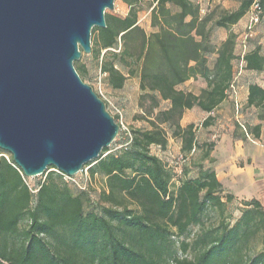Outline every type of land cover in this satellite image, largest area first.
<instances>
[{"label":"trees","instance_id":"16d2710c","mask_svg":"<svg viewBox=\"0 0 264 264\" xmlns=\"http://www.w3.org/2000/svg\"><path fill=\"white\" fill-rule=\"evenodd\" d=\"M120 2L127 6V14H105V28L91 31L95 40L90 55L100 59V73L112 90L122 89L128 78L138 76L139 106L149 104L142 116L149 129L119 132L117 138L121 133L125 138L121 142L116 138L111 146L119 143L120 149H103L84 166L91 179L104 181L97 202L85 188L71 190L60 173H50L31 189L12 158L1 155L0 264H264V248L250 254L248 246L256 235L264 238V210L255 199L244 202L234 222L222 220L215 227H203L189 242H175L189 235L191 225L203 226L207 210L222 215L225 203L234 196L225 193L215 171L202 164L197 165L195 178L182 180L172 192L170 170L149 151L152 146L166 151V126L171 138L180 141L183 155L203 148V160L213 161L210 155L216 144L199 146L195 126L183 127L180 121L186 111L198 109L208 114L202 127L214 123L211 114L234 94L233 63L238 59L246 71L260 73L264 82V54L259 46L239 58L234 52L236 36L230 31L218 47L211 43L215 27L229 30L256 3L254 28L264 14V0H241L237 9L223 13L214 23L191 0ZM142 2L151 6L155 31L150 34L138 25L136 7ZM251 31L243 36V48ZM190 80L201 83L198 94L180 89ZM246 87V107L259 110L262 120L264 86L250 82ZM162 103L167 107L160 109ZM113 117L118 122V116ZM259 130L260 124L252 129L256 139ZM123 198L133 208L125 206ZM188 252L189 257H177Z\"/></svg>","mask_w":264,"mask_h":264},{"label":"water","instance_id":"95a60500","mask_svg":"<svg viewBox=\"0 0 264 264\" xmlns=\"http://www.w3.org/2000/svg\"><path fill=\"white\" fill-rule=\"evenodd\" d=\"M115 0H0V150L25 178L74 177L117 138L105 102L74 69Z\"/></svg>","mask_w":264,"mask_h":264},{"label":"rangeland","instance_id":"374dc122","mask_svg":"<svg viewBox=\"0 0 264 264\" xmlns=\"http://www.w3.org/2000/svg\"><path fill=\"white\" fill-rule=\"evenodd\" d=\"M200 8L201 15H211V22L214 23L223 13L232 12L239 6L241 0H191ZM138 10V25L147 33L150 34L155 30L151 27L150 12L151 6L147 2H142L137 5ZM128 8L126 5L115 0L114 10H106L105 14H111L118 17H124L127 14ZM250 28L251 33L246 42V48H243V36L247 34ZM229 31L236 36L235 54L239 58L253 48L259 46L261 53L264 54V14L260 22L254 26L250 20V14L242 18L235 26L229 30L214 28L211 34V43L216 48L227 37ZM95 34L91 32V46H93ZM215 55L208 56L211 64ZM74 69L79 67L83 69L78 75L80 79L90 87L93 91L108 102V111L111 115H121V121L127 131L141 129H149L146 120L142 119L143 113L148 111V103H143V108L139 106V79L138 76L128 78L124 86L120 90H112L107 84L105 77H101L100 73V59H95L92 55L83 54L79 61L74 62ZM233 71L236 76L234 84V94L230 96L217 110L212 114L214 123L207 128L201 126L206 114L193 109L186 111L180 121L181 126L185 127L188 124H193L196 128L195 137L199 146L214 142L216 144L215 150L211 153V158L203 160V148H197L194 152L188 155H183L180 152V141L171 138V130L166 126L163 128L168 137V145L166 151H161L158 147L152 146L149 151L151 154L157 156L167 166L171 172L172 179L170 181V190L175 192L184 179L195 178L198 174V164L204 167L213 165V170L216 173L217 179L222 184L223 188L234 196L230 203H225L223 214L219 210L209 209L202 216L203 226L191 225L187 236L176 239L175 242L181 240L191 241L201 229L208 227H215L222 220L227 222H234L239 216L241 210L244 209V202L251 199L259 201L264 210V118H259L260 111L246 107V86L253 82L264 86V82L260 73L246 71L243 68L241 60L238 59L233 63ZM203 83V82H202ZM202 85L200 82H190L181 86L186 90H191L196 94L199 93ZM167 105L162 103L160 109L166 108ZM260 124L259 138L254 137L252 131L253 127ZM242 128H241V127ZM245 132L247 136H245ZM245 137L244 141L235 138V135ZM125 134L121 133L118 141H123ZM112 151L120 149L119 143L115 146H110ZM0 152H3L0 150ZM5 153V152H4ZM6 158L11 157L8 153L0 154ZM210 158V159H211ZM50 173L57 174L56 171L49 169L45 174L34 178H26L27 185L34 189L43 182ZM53 178L57 180L55 175ZM69 188L75 192L73 188H85L89 192V196L93 202H97L98 194L104 188V181L100 177L90 178L89 173H78L71 179L67 180ZM74 186V187H73ZM222 200L225 201V194L221 195ZM124 205L128 208H133V205L123 198ZM96 206V204H95ZM94 204L91 207H95ZM88 208H90L88 206ZM23 222L22 225H24ZM177 246V245H176ZM250 254L258 252L264 248V238L261 234L256 235L249 242ZM177 250H179L177 248ZM178 252V251H177ZM192 253L188 252L186 255L178 253L177 257H189Z\"/></svg>","mask_w":264,"mask_h":264},{"label":"built area","instance_id":"2783aa9c","mask_svg":"<svg viewBox=\"0 0 264 264\" xmlns=\"http://www.w3.org/2000/svg\"><path fill=\"white\" fill-rule=\"evenodd\" d=\"M258 10H259L258 5H257L256 3H254L253 6H252V8H251V10H250V12L248 13V14H250V20H251V22H253V23H256V22H257V12H258ZM101 77H105V75H104V74H101ZM102 100L106 103V105H107L108 108H109V105H108L107 100H105L104 98H103ZM116 113H117V114H115V115L118 116V122H116V123H117V124L119 125V127H120V131H119V132L124 131V130L127 131V130L124 128L123 124H122L120 113H119L118 111H116ZM52 170L56 171L55 169H52ZM87 170H88V167H84L83 170H82L80 173L87 172ZM56 172H57V171H56ZM57 173H59V172H57ZM60 174H61V173H60ZM62 175H63V174H62ZM63 176H64V180H65V181H67L68 179H69V180L71 179L70 177H67V176H65V175H63Z\"/></svg>","mask_w":264,"mask_h":264},{"label":"crops","instance_id":"0c3cea01","mask_svg":"<svg viewBox=\"0 0 264 264\" xmlns=\"http://www.w3.org/2000/svg\"><path fill=\"white\" fill-rule=\"evenodd\" d=\"M190 82H193V81L190 80V81H187L186 83H190ZM186 83H185V84H186ZM180 89H182V88L180 87ZM186 91H188V92H192L191 90H186ZM192 93L196 94L195 92H192ZM247 94H248V93H247V87H246V99H247ZM246 99H245V101H246ZM227 100H228V99H227ZM224 102H226V100H225ZM224 102H223V103H224ZM223 103H221V104L219 105V107H220ZM245 104H246V103H245ZM219 107H218V108H219ZM218 108H217V109H218ZM217 109H216V110H217ZM205 114H206V113H205ZM212 114H213V113H212ZM212 114H211V116H212ZM206 115H208V114H206ZM215 147H216V146H215ZM214 150H215V149H214ZM210 158H211V155H210ZM211 159H212V158H211ZM213 162H214V160H213ZM212 167H213V165L208 166V167H205V168H212ZM212 169H213V168H212ZM223 189H224V188H223ZM224 191H225V193H229V192H227L225 189H224Z\"/></svg>","mask_w":264,"mask_h":264}]
</instances>
